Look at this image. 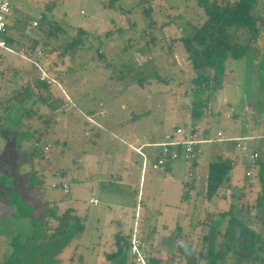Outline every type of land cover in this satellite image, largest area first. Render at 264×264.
I'll use <instances>...</instances> for the list:
<instances>
[{
  "label": "rangeland",
  "instance_id": "374dc122",
  "mask_svg": "<svg viewBox=\"0 0 264 264\" xmlns=\"http://www.w3.org/2000/svg\"><path fill=\"white\" fill-rule=\"evenodd\" d=\"M109 1L10 0L11 15L8 19L12 23L17 19L30 20V23L17 25L23 32L36 34L34 22L43 14L68 28L66 33L51 42L53 45L65 44L77 28L88 31L84 45L74 51L67 50L61 56L47 52L48 49L44 52L39 47L37 58L29 57L18 43L10 46L14 52L0 50L1 120L12 128L9 130L29 137L34 127L44 128L46 119L52 123L48 135L39 143L48 146L44 149L45 159L35 160V168L44 173L43 193L33 188L32 201L55 204L59 214L71 207L86 219L84 230L73 234L55 260L50 258L53 247L47 245H54V242L49 240L42 242L44 256L36 250L34 260L36 264H101L102 251L108 246L102 241L99 244V232L107 236L111 227L109 220L118 216L122 231L128 233L139 202L144 207L141 213L145 224L140 233L145 242V236L150 233L148 226L152 224L158 233L164 235L175 232L177 224L180 226L177 231L185 238L182 241H188L189 245L193 242V256L185 255L183 258L175 255V242L170 244L163 254L167 264H236L234 253H229L223 260L216 259L214 250L219 238L213 232L224 225L225 220H220L218 212L227 210L235 202L238 189L243 191L241 200L251 203L258 191V164L251 155L257 152L264 162V33L257 43L258 53L226 59L220 88L211 95L205 121L211 137H216L221 130L226 137L242 133L249 139L247 150L235 148L234 142L230 143L238 158L229 172V183L220 191L226 197L208 201L203 194L205 171L199 167L194 173L184 175L183 179L181 173L173 177L170 171L148 168L140 185V171L137 169L141 156L127 145L134 141L136 132L142 136L150 133L160 140L162 136L159 135L170 132L173 126L188 128L191 121V81L197 73L180 43L175 42L168 48L167 42L179 37L188 20L201 19L202 10L194 0H150L155 7L153 18L157 21L154 33L158 37L163 35L165 40L160 45L162 50L160 46L149 50L146 43L151 31L148 30L143 7L150 2L116 0L113 7L104 6ZM262 7L264 13V4ZM178 13L183 16L170 21L168 14L172 17ZM10 34L15 38L19 36L15 30ZM31 60L39 63L52 79L48 94L61 100L57 107L47 108L40 100L33 99L34 96L24 102L14 98L27 80L33 81L42 75ZM245 99H248L247 103ZM6 106H9L7 111ZM29 108L39 109L43 117H23L21 121L20 116ZM18 141L21 150L31 148L30 141H25L24 145L23 138ZM2 145L0 139V152ZM205 145L215 148L216 144ZM220 145L224 148L229 143ZM116 155L119 160L115 159ZM213 158L214 153L206 152L198 158V165L203 167ZM184 163L176 161L172 165L183 167ZM182 180L195 186L185 192L187 197L181 208ZM62 183L68 184V193L60 187H52V184ZM92 197L98 204L89 203ZM16 207L8 197H0V244L10 249L8 241L14 236L28 237L35 233L31 220L19 216ZM210 222L215 223V227ZM253 227L264 234V227L259 223H254ZM203 236L208 239L205 241ZM33 243L38 246L41 242L36 239ZM200 250L207 255L206 258L200 259ZM181 251L182 255L185 254L184 249ZM0 264H7L1 255Z\"/></svg>",
  "mask_w": 264,
  "mask_h": 264
},
{
  "label": "trees",
  "instance_id": "16d2710c",
  "mask_svg": "<svg viewBox=\"0 0 264 264\" xmlns=\"http://www.w3.org/2000/svg\"><path fill=\"white\" fill-rule=\"evenodd\" d=\"M115 1L110 0L104 6L113 7ZM152 1L147 0L146 2H150L149 5L143 7L147 27L151 31L146 43L149 50H155L165 40L163 35L158 37L154 33L157 21L153 18L155 7L152 5ZM194 1L201 8L203 16L199 20H193L194 22L188 20V25L184 26L179 37L171 38L167 42V47L171 48L175 42L180 43L183 51L187 54L192 69L197 73L191 81L193 85L189 108L191 121L188 128L191 129L190 133L194 137L200 138L211 137L209 127L207 123L205 124V121L208 116L211 95L220 88L226 59L229 57L238 59L248 53L259 52L257 43L264 33V13L262 12L264 0ZM169 10H171L170 7ZM171 15L168 14L170 21H175L183 16L181 13L172 17ZM20 22L30 23V20L17 19L16 23H12L10 19H7L5 38L9 46L18 43L29 57L37 58L36 54L39 47L43 51L48 49L47 52H56L57 55L61 56L67 50L74 51L84 45V42L88 39V31L77 28L74 35L65 44L53 45L51 42L57 40L59 35L66 33L68 28L45 14L41 15L36 21V26H34L37 31L36 34H28L18 29L17 25ZM14 30L18 31V38L10 34ZM61 47L63 49H60ZM152 47L155 48L152 49ZM162 48L159 49L162 50ZM97 52L99 53V50ZM50 85L48 79L42 80L37 76L33 81L27 80L26 84L21 85L14 98L19 99V102H24L34 96L33 99L40 100L45 107L53 109L61 103V100L48 94ZM5 109L7 111L9 106H6ZM34 114H36V117H34ZM23 117L32 119L42 118L43 116L39 109L29 108L19 119L22 121ZM1 119L3 118L0 117V139L3 145L0 152V197L5 196L12 200L14 205L17 206L18 215L29 218L35 230L34 234L26 236L24 239L16 236L12 240L13 251L7 264H36L34 252L39 250L40 255L44 256L41 247L42 242L45 240L54 242V245L49 244L47 246L53 247L50 258L55 260V257L70 242L73 234L84 230L86 219L84 216L81 217L76 214L71 207L66 208L59 214L55 204L51 206L50 202L39 204L32 201L33 188L36 190L38 188L43 193L44 173L35 168V160L45 159L44 149L46 147L48 149V146L46 144L41 146L39 143L48 135L52 123H49V120L46 119L43 129L34 127L30 138L25 133L9 130L12 128L6 126ZM21 138H23L22 145L25 141H30L31 148L28 151L21 150L22 146L18 141ZM216 142L214 141L211 144ZM259 157L258 154L254 159L255 163L258 164L257 178L259 181L254 201L252 203L243 202L241 200L243 191L238 189L235 202L231 203L227 210L218 212L220 220L225 221L223 226L220 225L215 229V235L219 238L217 248L214 250L217 260H223L229 253H234L237 255H235L236 264H264V234L256 231L253 227L254 223H259L264 227V162ZM235 163L236 158L228 154H217L212 160L205 162L203 194L206 200L213 201L215 197L219 199L226 197L220 191L226 183H229V172ZM27 168L28 170H26ZM194 186L195 184L191 183L188 188ZM188 188L181 196L183 199L187 197L185 192L188 191ZM203 238L205 241L208 239L207 236H203ZM36 239L41 242L38 243V246L33 243ZM117 243V251L109 254L107 256L109 259H114L119 255L122 256L125 251H128V237H118ZM237 244L238 247H236ZM199 255L200 259L207 257L202 250L199 251ZM149 264H157V262L150 259Z\"/></svg>",
  "mask_w": 264,
  "mask_h": 264
},
{
  "label": "built area",
  "instance_id": "2783aa9c",
  "mask_svg": "<svg viewBox=\"0 0 264 264\" xmlns=\"http://www.w3.org/2000/svg\"><path fill=\"white\" fill-rule=\"evenodd\" d=\"M11 15L10 0H0V50H6L14 52L8 45L5 38L7 32L6 22ZM36 25V23L34 22ZM24 55V54H23ZM30 60V58L26 57ZM33 64L41 71L40 79H48L47 74L41 68L39 63L31 60ZM191 129H185L183 127H176L171 132L165 133L160 140L154 142H142L140 139H136L134 144L129 143L128 146L138 153L142 157L141 162V182L144 173L147 168H151L154 171L162 170L169 162L184 161L193 162L201 152L202 145L212 143L214 141H229L231 138H226L221 131L216 133V137L209 136L196 138L190 133ZM236 142V147L242 150H247L248 137L232 138ZM145 148H149L151 153V159L144 151ZM258 156L257 152H253L251 157L255 159ZM249 174V172H247ZM52 187H60L63 192L68 193L69 186L67 183L60 185L52 184ZM139 198V197H138ZM90 204L96 205L98 201L92 197L89 200ZM141 204L138 202L135 208L134 221L129 232V248L128 252L132 257L134 264H149V254L147 251V245L145 240L141 236Z\"/></svg>",
  "mask_w": 264,
  "mask_h": 264
},
{
  "label": "crops",
  "instance_id": "0c3cea01",
  "mask_svg": "<svg viewBox=\"0 0 264 264\" xmlns=\"http://www.w3.org/2000/svg\"><path fill=\"white\" fill-rule=\"evenodd\" d=\"M247 102H248V99L246 100V103ZM176 127H181V126H179V125L173 126V129L176 128ZM219 131H221V130H219ZM237 131H240V130H237ZM209 132L211 133L210 129H209ZM221 132L223 133V131H221ZM165 133H167V132H165ZM165 133L160 134L159 136H163ZM140 135H141L140 133L136 132L133 135V137H134L133 140L134 141L133 142H131V141L128 142L127 145L129 143L134 144L136 139H140L142 142H154V141H158V139L155 138V135H151L150 133H148L145 136H142V135L140 136ZM223 135H224V133H223ZM227 137L228 138H231V140L224 141V142L223 141H217L215 143L216 144L215 145V148H212V147L211 148L210 147L207 148L205 144L202 145L201 152L198 155V157L194 160V162H191V163L185 162L184 163L185 165L183 167H176V166H173L172 165L174 162H176V161H174V162H170V164L168 166H166L164 169L158 170V171H161V172H163V171L164 172L170 171V173L173 175V177H175V174L181 173L182 174V179H183V176L184 175H187L188 173H194L198 167L199 168H203V170H204V166L203 167H202V165L199 166L197 160H198V158L200 156H203V154H206V152H209V153H212V154L214 153V156L217 155V154H228V155H233V157H234V155H235V158L237 159L238 158V154H235L233 152L232 145H230L231 142H234L235 148H237L236 147V142L232 138L247 137V135H244L242 133H238V134L233 133V134H231V135H229ZM220 143H229V145H226L223 148V146L220 145ZM224 150H226V152ZM144 151L147 153L148 157L151 159L152 157H151V153H150L149 148H145ZM116 157L117 158H115V159L116 160H119L120 157L117 156V155H116ZM178 161H181V160H178ZM141 162H142V157H141ZM137 170L140 171V182H141V164H140V167ZM147 170H148V168H147ZM142 180H143V178H142ZM182 183L184 184V186H183L184 187V190L183 191H185L186 188H188V187L191 186V183L190 182L187 183V180H182ZM181 196H180V198H181L180 207L182 208L184 206L185 201H184V199ZM142 210H144L143 205H141V212H142ZM141 212H140V217H141V225H142L141 226V229H142L143 226H144V224H145V221L143 219L144 216H143V214ZM194 214L195 213H193L192 218L194 217ZM192 218H191V220H192ZM133 221H134V216H133V219H132V224H133ZM213 221L216 224L219 223V221H217V222H216V220H213ZM108 223H110V226L111 227H109L110 230H108L107 236H104V233L99 232V244H101L100 242L102 241L104 244H107V246H108V249L107 250H103L102 251V253H103V258L102 259H103V261H101V264H120L121 262H122V264H132L133 261H132L131 256L129 255V252L128 251H125L122 256L119 255V256L115 257L114 259L113 258L112 259H109L107 257L109 254L114 253V252L117 251V248H118V243H117L118 237H121L122 236V237H128L129 238V232H130L129 229H128L129 230L128 233H124L122 231V223H121L120 219L118 218V216H116V217L115 216H112ZM210 223H212L213 224V227H215V223H213V222H210ZM179 228H180V226L176 224V226H175V232L170 231L169 232V235H164V234L158 233L157 230L155 229V226H153V224L150 225V226H148V230L150 231V233H148L145 236V238H146V242L145 243L147 245V251H148V254H149V261H150V259H152L155 262H157V264H167L165 262V260H163L164 259L163 254H164V251L168 249V247L170 246V244H174V242H175V244H174V246H175L174 253H175L176 256L178 255L180 258H183V256H185V255H189L191 257L193 256V254L191 252V249L194 247V246H192L193 242L191 241L190 245H189L188 241L183 242L182 240L183 239L185 240V238L184 237H181V232H178L177 231ZM210 228H212V227H210ZM213 235H215V232H213ZM16 236H19V235H16ZM16 236H14L10 241H8V245L11 247V249L8 246L5 247V245L0 244V255L2 256V258L5 257L6 263H7L8 259H9V257H10L9 255H10L11 250L13 248L11 242H12V240ZM19 237L21 239H24L25 238V237H21V236H19ZM143 239H144V236H143ZM190 239H192V238H190ZM167 242H169V243H167ZM160 243L163 244V245H166L167 247H161L162 245L160 246L159 245ZM211 247L212 246L210 245L209 246V250L211 249ZM182 249H184V252H185V254L183 253V255L181 253L182 252L181 251ZM195 249H196V247H195ZM165 254H166V251H165Z\"/></svg>",
  "mask_w": 264,
  "mask_h": 264
}]
</instances>
